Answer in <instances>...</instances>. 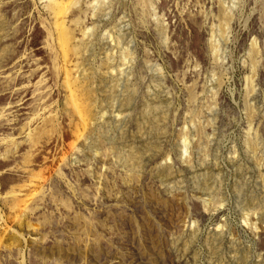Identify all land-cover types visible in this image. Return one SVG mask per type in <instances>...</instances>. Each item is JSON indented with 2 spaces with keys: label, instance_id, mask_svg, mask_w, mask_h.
Masks as SVG:
<instances>
[{
  "label": "rangeland",
  "instance_id": "rangeland-1",
  "mask_svg": "<svg viewBox=\"0 0 264 264\" xmlns=\"http://www.w3.org/2000/svg\"><path fill=\"white\" fill-rule=\"evenodd\" d=\"M0 264H264V0H0Z\"/></svg>",
  "mask_w": 264,
  "mask_h": 264
}]
</instances>
